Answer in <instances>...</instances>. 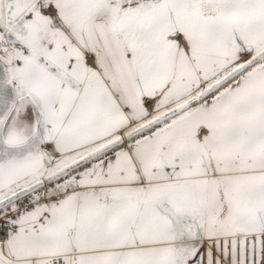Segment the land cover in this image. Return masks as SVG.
<instances>
[{
  "label": "snow or ice",
  "instance_id": "1",
  "mask_svg": "<svg viewBox=\"0 0 264 264\" xmlns=\"http://www.w3.org/2000/svg\"><path fill=\"white\" fill-rule=\"evenodd\" d=\"M0 264H264V0H0Z\"/></svg>",
  "mask_w": 264,
  "mask_h": 264
}]
</instances>
